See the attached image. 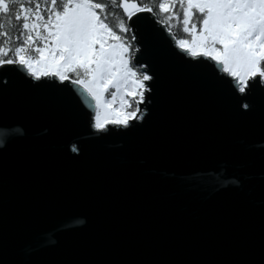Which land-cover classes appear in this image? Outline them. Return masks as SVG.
<instances>
[{
    "label": "water",
    "instance_id": "1",
    "mask_svg": "<svg viewBox=\"0 0 264 264\" xmlns=\"http://www.w3.org/2000/svg\"><path fill=\"white\" fill-rule=\"evenodd\" d=\"M147 107L132 134L113 130L98 139L81 116L91 109L75 101L36 107L22 96L9 99L0 139L10 129L23 135L0 144V155L11 165L10 215L21 258L30 252L32 264L70 256L104 264L259 259L260 133L235 126L212 93L182 76L159 82ZM69 141L82 148L79 161L66 154ZM233 174L245 177L242 192L221 187V178Z\"/></svg>",
    "mask_w": 264,
    "mask_h": 264
},
{
    "label": "snow or ice",
    "instance_id": "2",
    "mask_svg": "<svg viewBox=\"0 0 264 264\" xmlns=\"http://www.w3.org/2000/svg\"><path fill=\"white\" fill-rule=\"evenodd\" d=\"M176 76L195 80L235 126L264 139V0H0V117L12 97L36 107L75 101L91 109L81 112L91 135L128 136L146 120L156 85ZM9 131L0 144L23 135ZM65 148L73 161L83 155L71 141ZM10 167L0 155V264H32L30 252L19 256ZM244 179L222 177L221 187L242 192ZM259 192L264 205V183ZM231 264H264V229L259 259Z\"/></svg>",
    "mask_w": 264,
    "mask_h": 264
},
{
    "label": "rangeland",
    "instance_id": "3",
    "mask_svg": "<svg viewBox=\"0 0 264 264\" xmlns=\"http://www.w3.org/2000/svg\"><path fill=\"white\" fill-rule=\"evenodd\" d=\"M174 31L176 32L177 38H186L182 33V29H180L179 27H175Z\"/></svg>",
    "mask_w": 264,
    "mask_h": 264
}]
</instances>
